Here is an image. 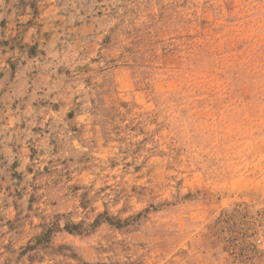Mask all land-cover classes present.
Instances as JSON below:
<instances>
[{"label":"rangeland","instance_id":"1","mask_svg":"<svg viewBox=\"0 0 264 264\" xmlns=\"http://www.w3.org/2000/svg\"><path fill=\"white\" fill-rule=\"evenodd\" d=\"M0 264H264V0H0Z\"/></svg>","mask_w":264,"mask_h":264}]
</instances>
